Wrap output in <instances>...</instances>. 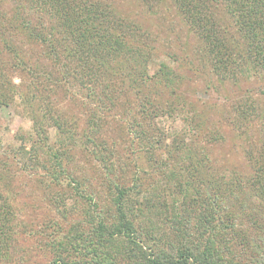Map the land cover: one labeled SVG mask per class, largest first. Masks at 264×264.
Returning a JSON list of instances; mask_svg holds the SVG:
<instances>
[{
	"label": "rangeland",
	"instance_id": "374dc122",
	"mask_svg": "<svg viewBox=\"0 0 264 264\" xmlns=\"http://www.w3.org/2000/svg\"><path fill=\"white\" fill-rule=\"evenodd\" d=\"M99 1L121 19V32L134 50L148 52L135 63L124 58L137 88L128 85L125 74L126 84H115V103L108 110H100L78 77L56 87V95L41 93L47 74L59 80V65L50 57L49 45L22 24L29 20L36 31L41 23L53 28L60 42V22L31 1L0 0V264H58L59 258L68 264L89 262L90 255H84L87 213L106 214L113 221L116 191L110 189L111 181L126 184L133 193L142 186L148 196L170 202L171 173L166 170L169 176H163L152 169L142 144L151 136L140 140L135 127L128 126L133 118L145 129L151 126L162 145L185 144L209 154L207 170L215 178L229 183L251 175L248 154L259 152L264 130V73L235 79L217 73L204 40L174 0H151L149 5L143 0ZM214 13L230 23L227 9L216 7ZM4 41L24 52L26 67ZM14 90L36 93L38 104L51 109L45 135ZM109 92L103 85L97 89L104 100ZM146 94L161 109L150 122L143 121L138 105ZM246 109L256 121L239 127V112ZM96 116L101 118L97 126ZM55 121L63 128L55 127ZM70 178L85 184L91 201L76 197ZM246 228L239 226L238 233ZM144 252L149 257L150 250Z\"/></svg>",
	"mask_w": 264,
	"mask_h": 264
},
{
	"label": "trees",
	"instance_id": "16d2710c",
	"mask_svg": "<svg viewBox=\"0 0 264 264\" xmlns=\"http://www.w3.org/2000/svg\"><path fill=\"white\" fill-rule=\"evenodd\" d=\"M27 1L58 19L62 34L57 42L58 35L53 28L41 23L36 31L31 21L22 24L31 35L40 38L41 44L49 45L50 57L59 65L56 71L60 73L59 80L53 73L47 76L45 73L42 94L48 90L56 95V87L70 85L78 77L89 96L98 101L100 110H108L115 103L112 94L115 84L124 87L127 80L130 87L137 88V80L131 77V65H126L124 58H133L131 63H135L148 52L134 50L137 47L121 32L123 24L118 21L121 19L108 4L99 0ZM143 1L146 5L151 2ZM174 1L186 23L204 40L217 73L234 79L264 73V0ZM216 7L227 9L230 23L215 16ZM4 44L26 67L22 63H26L22 59L24 52L12 42ZM102 85L110 90L106 100L97 95ZM9 88L16 87L11 84ZM12 93L20 96L22 105L45 135L44 127L50 126L51 109L38 104L36 93L17 90ZM139 100L143 121H152L161 109L149 94ZM247 110L239 112V127L256 121L255 113L249 114ZM100 120L96 116V126ZM131 122L128 126L135 127L140 140L147 138L148 133L151 136L142 144L152 169H158L163 176H169L166 170L171 173L173 187L168 194L171 200L164 201L160 195L150 197L142 186L133 193L126 184L109 182L113 184L110 189L116 191L113 221L106 214L87 213L89 227L84 255H90V260L83 264H245L247 258L248 264H264V130L259 152L248 154L251 175L243 180L230 179L227 183L217 175L215 178L214 174H208L209 154L192 150L185 144L162 145L163 140L154 135L151 126L145 129L141 123H135V118ZM63 124L55 121L53 125L62 129ZM61 172L60 175L66 174L65 169ZM125 173L123 169L122 175ZM70 181L75 184L76 197L90 198L87 187L82 188L85 184L72 178ZM162 214L166 218H161ZM242 225L247 228L240 234L238 228ZM144 249L150 250L149 257ZM243 253L249 255L246 257ZM55 263L68 264L60 258Z\"/></svg>",
	"mask_w": 264,
	"mask_h": 264
}]
</instances>
